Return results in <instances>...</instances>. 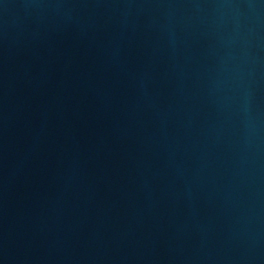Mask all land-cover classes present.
<instances>
[{
    "label": "water",
    "instance_id": "obj_1",
    "mask_svg": "<svg viewBox=\"0 0 264 264\" xmlns=\"http://www.w3.org/2000/svg\"><path fill=\"white\" fill-rule=\"evenodd\" d=\"M0 264H264V0H0Z\"/></svg>",
    "mask_w": 264,
    "mask_h": 264
}]
</instances>
